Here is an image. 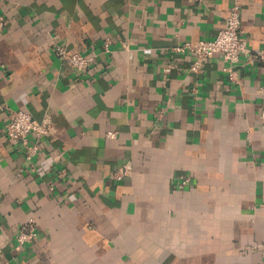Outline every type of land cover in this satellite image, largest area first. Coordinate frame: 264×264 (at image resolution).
Wrapping results in <instances>:
<instances>
[{
    "label": "crops",
    "instance_id": "crops-1",
    "mask_svg": "<svg viewBox=\"0 0 264 264\" xmlns=\"http://www.w3.org/2000/svg\"><path fill=\"white\" fill-rule=\"evenodd\" d=\"M234 2L264 53V0H0V264H264V63L169 51ZM1 104L51 118L30 164Z\"/></svg>",
    "mask_w": 264,
    "mask_h": 264
},
{
    "label": "built area",
    "instance_id": "built-area-1",
    "mask_svg": "<svg viewBox=\"0 0 264 264\" xmlns=\"http://www.w3.org/2000/svg\"><path fill=\"white\" fill-rule=\"evenodd\" d=\"M240 6L234 2L229 8L228 15L224 20V28L219 30L210 40H198L195 42H183L172 47L169 51L183 55L191 53L194 60L189 66V70L198 72L203 61L215 55H219L221 59L230 67L236 64L240 56H247L249 61L264 63V53L248 49L246 40L241 37L239 26ZM3 26V18L0 17V29ZM107 42L104 43V50L107 49ZM55 56L68 64L77 72L86 71L89 68L93 58L90 55L72 54L67 55L63 47H54ZM230 79H232L230 77ZM1 107L6 110L7 117L2 129V138H4L7 146L15 153L20 154L26 163L39 154L40 142L48 137L50 131L51 118L48 114L41 117L39 121L34 120L30 114L23 110H13L7 108L5 104ZM261 131L264 133V110L258 115ZM112 135V134H108ZM128 166H124L113 174L115 180H121L127 175ZM187 180L181 183L185 185ZM37 237L34 222L29 219L25 225L21 226L15 236L17 247H25L31 244ZM2 251L0 250V255Z\"/></svg>",
    "mask_w": 264,
    "mask_h": 264
}]
</instances>
